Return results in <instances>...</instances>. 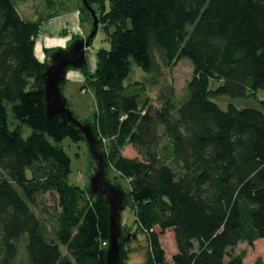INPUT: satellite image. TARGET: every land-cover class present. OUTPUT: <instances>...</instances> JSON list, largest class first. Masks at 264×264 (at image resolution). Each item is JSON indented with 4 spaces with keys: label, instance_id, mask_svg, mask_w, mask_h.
I'll list each match as a JSON object with an SVG mask.
<instances>
[{
    "label": "trees",
    "instance_id": "16d2710c",
    "mask_svg": "<svg viewBox=\"0 0 264 264\" xmlns=\"http://www.w3.org/2000/svg\"><path fill=\"white\" fill-rule=\"evenodd\" d=\"M86 1L107 46L96 50L93 70L80 69L95 101L84 121L94 124L106 165L127 181V205L147 241L139 264H244L238 244L264 241V0ZM78 11L91 30L89 11ZM40 26L0 0V264H105L108 204L87 182L68 180L60 142L83 138L46 117L42 72L54 48L35 56ZM181 58L192 65L183 96L169 82L158 104L141 99ZM132 65L147 77L125 84ZM216 96L250 103L220 107ZM125 144L137 156L122 155ZM46 193L59 208L54 237L34 211ZM168 229L170 260L159 240Z\"/></svg>",
    "mask_w": 264,
    "mask_h": 264
},
{
    "label": "rangeland",
    "instance_id": "374dc122",
    "mask_svg": "<svg viewBox=\"0 0 264 264\" xmlns=\"http://www.w3.org/2000/svg\"><path fill=\"white\" fill-rule=\"evenodd\" d=\"M60 1L61 0H53V2L47 0H12L22 19L41 21L34 46V54L39 60L46 59L44 53L45 48H65L70 44L73 35L82 36L89 32L90 26L88 22L80 21L81 15L78 9L82 5L81 0H62L65 1L63 3L64 7L62 4H58ZM54 11L56 15L53 16ZM101 46L106 47L107 40L101 28V24H99L91 45L85 49L87 69H94L96 61L95 52ZM162 70L163 76L159 79L158 83L155 85L147 84L145 88L146 92H141V99L147 96L153 104H158L156 100L157 92L165 83L169 82L174 87L175 98L180 99L183 96L186 81L190 78L192 73L190 60L181 58L170 68ZM146 77L147 75L143 71L135 65H132V71L124 80V83L143 81ZM83 83V73L80 69L68 68L66 78L61 85L62 94L67 101V107L72 112L74 118L79 121L91 118L95 109L94 97L90 90L81 87ZM212 86H214L213 83ZM259 96L264 97V92H260ZM213 99L220 107H225L229 102L237 106L250 103L244 99H231L227 96H216ZM7 113L9 121H11L12 115L9 108L7 109ZM29 132V128H23L24 136ZM100 140L102 145L105 146V138L100 137ZM60 145L70 158V173L68 175V180L77 186L85 185L89 176V170L94 165V162L87 153L85 143L83 141L72 142L69 138H65L60 142ZM122 155L126 157L137 156L130 144H125L123 146ZM107 166H109L108 170L111 181L119 183L123 189L127 188V181L116 175L110 163ZM40 200L42 204L39 208H35L34 211L41 219L46 234L50 237H54L55 230L57 229L56 217L59 208L56 201L52 200L48 193L42 195ZM134 218L135 216L131 206L126 205L121 212V221L124 226L130 228L131 232L136 230ZM156 230L158 231V229ZM159 240L165 253V259L170 260L171 255L176 251L172 231L170 229L164 231L159 235ZM129 244L130 246L125 264H139L143 262L147 251L146 235L138 231L135 238L129 241ZM236 249L246 250V264H253L257 257H260L264 261V241L262 239L254 241L252 245L242 242ZM61 250L63 253L65 252L63 246H61ZM24 257V249L20 246L17 259L22 261Z\"/></svg>",
    "mask_w": 264,
    "mask_h": 264
},
{
    "label": "water",
    "instance_id": "95a60500",
    "mask_svg": "<svg viewBox=\"0 0 264 264\" xmlns=\"http://www.w3.org/2000/svg\"><path fill=\"white\" fill-rule=\"evenodd\" d=\"M82 5L92 17V29L85 39H74L65 48H57L49 52L48 61L44 64L42 83L44 91V106L46 117L56 115L60 122L69 124L71 131L81 135L87 153L95 161V166L87 179L86 190L93 196H103L108 204V234L105 248V264H124L127 251L124 245L135 238L137 230L131 232L121 221V212L128 204L129 195L117 182H112L104 152L101 150L95 134L94 124L89 121H79L74 118L66 105V98L61 91V84L66 78L68 68L81 69L86 64L85 49L88 48L98 30V19L95 11L86 0Z\"/></svg>",
    "mask_w": 264,
    "mask_h": 264
},
{
    "label": "flooded vegetation",
    "instance_id": "af4514ba",
    "mask_svg": "<svg viewBox=\"0 0 264 264\" xmlns=\"http://www.w3.org/2000/svg\"><path fill=\"white\" fill-rule=\"evenodd\" d=\"M89 32H90V30H89ZM89 32H88V33H89ZM88 33L85 34V35H82V36H78L77 38H80V37H81V38L85 39L86 36L88 35ZM77 38H76V39H77ZM71 42H72V41H71ZM71 42H70V43H71ZM130 240H131V239H130ZM130 240H129V241H130ZM129 241H127V242L125 243V245H124V248H125L126 250L129 249V246H130Z\"/></svg>",
    "mask_w": 264,
    "mask_h": 264
},
{
    "label": "built area",
    "instance_id": "2783aa9c",
    "mask_svg": "<svg viewBox=\"0 0 264 264\" xmlns=\"http://www.w3.org/2000/svg\"><path fill=\"white\" fill-rule=\"evenodd\" d=\"M102 245L103 246H106L107 245V242L106 241L102 242Z\"/></svg>",
    "mask_w": 264,
    "mask_h": 264
},
{
    "label": "crops",
    "instance_id": "0c3cea01",
    "mask_svg": "<svg viewBox=\"0 0 264 264\" xmlns=\"http://www.w3.org/2000/svg\"><path fill=\"white\" fill-rule=\"evenodd\" d=\"M255 241H256V240H255ZM239 244H240V243H239ZM239 244H238V245H239ZM245 259H246V256H245V258H244V264H246V263H245Z\"/></svg>",
    "mask_w": 264,
    "mask_h": 264
}]
</instances>
